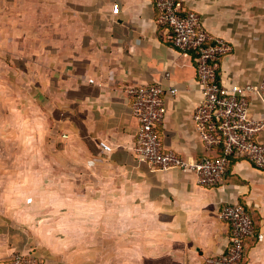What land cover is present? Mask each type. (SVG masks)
<instances>
[{
    "label": "crops",
    "instance_id": "1",
    "mask_svg": "<svg viewBox=\"0 0 264 264\" xmlns=\"http://www.w3.org/2000/svg\"><path fill=\"white\" fill-rule=\"evenodd\" d=\"M181 5L233 44L220 82L261 88L250 116L264 123V0ZM195 66L169 42L153 0H0V100H29L34 164L27 192L0 182V215L26 203L48 211L45 222H60L46 240L30 228L35 219L0 222V263L33 250L42 264H205L227 252L230 228L220 212L239 204L256 223L243 264H264V176L253 164L234 156L222 180L205 187L193 173L153 171L134 155L139 123L123 88L153 82L178 89L166 99L163 147L186 158L219 156L194 127ZM257 137L264 144V130Z\"/></svg>",
    "mask_w": 264,
    "mask_h": 264
},
{
    "label": "built area",
    "instance_id": "2",
    "mask_svg": "<svg viewBox=\"0 0 264 264\" xmlns=\"http://www.w3.org/2000/svg\"><path fill=\"white\" fill-rule=\"evenodd\" d=\"M159 23L167 30L169 42L195 62L197 84L201 99L193 113L196 132L206 150L221 148L223 155L215 158H186L163 147L159 127L167 115L166 99L175 98L178 89L161 84H126L123 88L130 100L132 115L139 123L135 157L153 171L180 170L197 176L200 186H215L226 173L230 159L244 158L264 176V144L258 134L264 123L250 116L251 98L260 92L253 84L222 85L219 69L224 57L230 55L231 42L213 35L205 27L202 17L181 5V0H153ZM169 74H166V78ZM91 83L94 80H89ZM104 152L113 148L100 141ZM220 217L230 228V244L224 254L209 256L205 264H240L244 256L245 240L254 232L251 216L239 204L228 205ZM264 236L259 235V240ZM0 264H39L33 250L14 252Z\"/></svg>",
    "mask_w": 264,
    "mask_h": 264
},
{
    "label": "rangeland",
    "instance_id": "3",
    "mask_svg": "<svg viewBox=\"0 0 264 264\" xmlns=\"http://www.w3.org/2000/svg\"><path fill=\"white\" fill-rule=\"evenodd\" d=\"M25 85L28 86V84ZM23 87L24 86H21L20 89L24 90ZM9 89H5L6 97L7 94H10L8 91ZM1 101L5 102V127L3 134L0 136V140H3L5 145L0 146V182L6 179L5 181L9 182L10 185H19L18 188L20 190H26L27 192L29 188V174L33 172L34 167V164L29 161V154L31 153V147L28 141V124L30 123L29 119L31 113L29 100L22 98H5L4 100H0V102ZM14 123H17L16 128H19V131H12V129H14ZM24 196L26 195L22 194V196H20L19 194L14 198H21L20 200L22 204H24L25 202L23 203V201L26 200ZM39 201L43 202V199ZM25 204V207L23 206L20 210L5 212V214L8 215L7 217H5L4 214L0 215V222H13L15 220L16 222H28L29 219H35V222H30V224H34V226H30V228L34 231V234L39 233L40 240H46V238L50 236L49 230L52 228L59 234L60 222L44 221L46 217L50 218V213L48 211L29 210V206ZM24 228L28 229L29 227L26 225ZM38 260L39 264H42L40 257H38Z\"/></svg>",
    "mask_w": 264,
    "mask_h": 264
},
{
    "label": "trees",
    "instance_id": "4",
    "mask_svg": "<svg viewBox=\"0 0 264 264\" xmlns=\"http://www.w3.org/2000/svg\"><path fill=\"white\" fill-rule=\"evenodd\" d=\"M216 150L218 151L219 156L223 155L221 148H218V149H216ZM217 157H218V156H217ZM232 158H233V157H232ZM230 162H231V159H230ZM252 221H253V224H254V232H253V235H255V233H256V232H255V231H256V223L254 222L253 219H252ZM245 257H246V254H245V248H244V256H243V259H242V261H241L240 264H243V263H244Z\"/></svg>",
    "mask_w": 264,
    "mask_h": 264
}]
</instances>
